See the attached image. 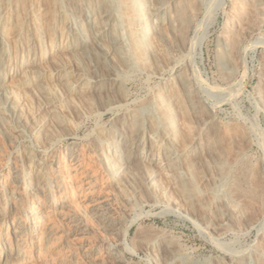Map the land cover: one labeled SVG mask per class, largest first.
<instances>
[{"label": "bare ground", "instance_id": "bare-ground-1", "mask_svg": "<svg viewBox=\"0 0 264 264\" xmlns=\"http://www.w3.org/2000/svg\"><path fill=\"white\" fill-rule=\"evenodd\" d=\"M16 1L17 16L10 23L0 5V133L12 145L31 132L46 149L24 150L25 168L11 170L15 186H24L32 200L48 201L52 165L45 154L58 133L69 128L73 133L67 135L74 136V123L88 112L110 115L91 131L85 147L123 211L154 203L167 186L172 206L211 234L258 229L248 253H223L204 262L159 231L161 235L143 240L153 264H264V160L250 161L248 127L218 118L228 100L211 104L209 97L221 90L210 87L196 70L204 40L197 21L202 0H52L44 6L30 0L27 9ZM226 13L215 56L220 79L231 84L240 67L245 77L248 53L264 47L258 40L241 47L264 18V0H229ZM31 19L35 26L30 29L26 22ZM9 35L15 46L10 55ZM258 65L254 104L264 115V57ZM131 74L153 80L146 104H128ZM17 90L38 103L30 122L22 115L23 100L14 97ZM66 152L68 161L78 164L77 151L67 147ZM111 209L101 202L91 206L92 217L114 241L103 249L106 261L97 258L98 248L85 252L88 264H127V256L135 253L127 242L134 220L123 224ZM40 217L30 222L38 224ZM81 228L77 224L73 232L81 233ZM13 233L26 232L18 226ZM6 254L2 264H9Z\"/></svg>", "mask_w": 264, "mask_h": 264}, {"label": "rangeland", "instance_id": "rangeland-1", "mask_svg": "<svg viewBox=\"0 0 264 264\" xmlns=\"http://www.w3.org/2000/svg\"><path fill=\"white\" fill-rule=\"evenodd\" d=\"M0 1L3 8L1 15H6V21L10 23L11 19L13 20L17 16V1ZM36 1L40 5H48L53 2L52 0ZM202 2L204 11L202 10L197 21L201 22V31H199L204 36V40L199 51L201 61L198 59L195 67L200 72L199 76L203 81H208L206 83L211 85L210 87L217 86L221 90L209 97L211 104L222 102L226 98L229 101H226L222 108L218 109L219 112L216 113L217 116L219 115L218 118L230 123H239L245 128L248 127L246 130L250 133L253 141L248 155H250V161L256 165L264 160V115L257 111L254 104L255 95L258 92V61L264 57V47L259 45L251 54L248 53L246 73L243 79L242 75L245 69L240 67L235 82L231 84L222 82L215 55L217 38L227 21L226 12L229 9V0H202ZM28 3L30 4V0H18L19 6H25V9L28 8ZM33 23L32 19L26 22L30 29L34 28ZM257 24L254 30L245 37L241 47L248 48L250 43L255 40L264 41V18ZM5 41L9 43L8 52L10 55L15 47L14 42L10 41V35L5 38ZM130 76H128L130 79L127 78L126 81L129 91L127 93L130 98H128V104H133V107L146 104L155 86L153 80L144 74H131ZM230 95L234 97L232 98ZM14 97L16 101L23 100L22 115L25 120L30 122L31 117L35 118L34 114L38 103L24 91L17 90ZM109 117L111 118L110 115L103 117L97 112L91 111L85 114L81 121L74 123V136L67 135L66 132L73 133L69 128L58 133L59 139L54 141L53 148L45 154V158L52 165L50 178L53 192L51 191L52 196L48 201L45 200L47 197L32 200L24 186L16 187L11 179V170L14 167L20 171L25 168L24 161H22L24 150L31 147L33 150L41 151L46 149V145H43L38 135H33L31 132L25 135L23 141L8 145L0 133V264H2L6 252L9 264H88L83 254L93 248L99 249L97 258L99 260L103 258V261H106L103 249L112 243L114 238L112 240L111 236L106 237L102 226L91 215V206L98 202L112 207L111 214L119 222L126 224L130 220H134L127 242L135 253L132 256H127V264H153V258L144 252L143 240L147 237L152 239L153 236H159L160 232H163L164 235L168 233L165 236L176 241L181 245L180 247H185L192 259H199L201 262L211 260L212 256H222L223 253L231 254V252L238 253L240 251L248 253L250 251L256 244L257 228L245 231H225L218 235L219 237L211 234L212 232L209 233L210 231L203 226L193 223L184 215L182 216L183 213L175 205L172 206L175 204L174 196L172 198V192L167 186L163 187L164 192L162 191L161 195L153 197L154 203L147 202L143 204L144 206L139 205L130 211H123L118 196H115L110 190L97 160L88 153L85 147L89 134H92L98 125L110 120ZM67 147H73L77 151L78 164L73 166L68 161ZM9 196L11 201L7 200ZM13 197L16 200L12 199ZM262 211L264 214V207ZM36 216H41L39 223L30 222V219ZM77 224L82 227L81 233L73 232ZM18 226L26 232L24 235H14L13 231ZM154 232L157 234L155 235ZM213 238L214 240H212ZM204 258L205 260H203Z\"/></svg>", "mask_w": 264, "mask_h": 264}]
</instances>
